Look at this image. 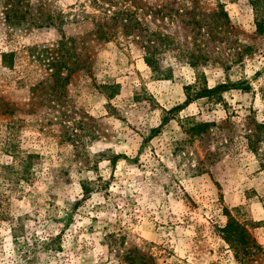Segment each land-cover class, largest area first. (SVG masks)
<instances>
[{
    "label": "rangeland",
    "instance_id": "obj_1",
    "mask_svg": "<svg viewBox=\"0 0 264 264\" xmlns=\"http://www.w3.org/2000/svg\"><path fill=\"white\" fill-rule=\"evenodd\" d=\"M261 2L0 0V264H264Z\"/></svg>",
    "mask_w": 264,
    "mask_h": 264
},
{
    "label": "trees",
    "instance_id": "obj_2",
    "mask_svg": "<svg viewBox=\"0 0 264 264\" xmlns=\"http://www.w3.org/2000/svg\"><path fill=\"white\" fill-rule=\"evenodd\" d=\"M263 6L258 8L255 18V25H256V33L262 34L264 32V0L261 2ZM260 10V11H259ZM102 30L99 31L100 38H102ZM150 51L148 48V53L144 58L146 64L151 65L155 63L154 54L157 51L156 47H150ZM230 86H235L234 83L229 84H219L214 86L213 88L202 87L199 83H195L192 86L185 87L186 90V101L184 104L177 105L172 107L171 109L164 111V116L160 120V124L156 129H153L151 132H159L162 128L164 121H167L168 114H174L176 111H180L183 106L190 103L192 99H199V98H207L208 100H215L216 102H221L222 99L220 97V93L229 89ZM191 90H194L191 93ZM194 95V97H192ZM200 127H204V124H200ZM261 128V126H260ZM260 134L257 135L252 139L251 136H248V148L253 151H256V144L258 140H260ZM85 190V194H88L89 189ZM84 194V196H85ZM79 201V200H78ZM227 222L226 224L218 229L219 235L221 239L228 244V246L234 252V257L238 260L240 264H246L250 261L251 257L254 253L259 250L258 245L255 243L254 239L250 236V234L246 231L243 225H241L233 216L230 214L226 215ZM120 260L123 263L127 264H151L152 257H146V255H139L135 251H128L124 252L123 255L120 257Z\"/></svg>",
    "mask_w": 264,
    "mask_h": 264
}]
</instances>
